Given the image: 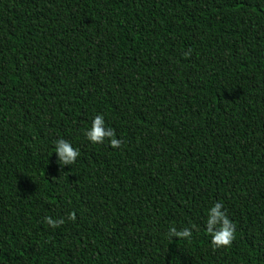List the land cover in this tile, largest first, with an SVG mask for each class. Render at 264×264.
Returning <instances> with one entry per match:
<instances>
[{
	"label": "trees",
	"instance_id": "1",
	"mask_svg": "<svg viewBox=\"0 0 264 264\" xmlns=\"http://www.w3.org/2000/svg\"><path fill=\"white\" fill-rule=\"evenodd\" d=\"M0 264H264V0H0Z\"/></svg>",
	"mask_w": 264,
	"mask_h": 264
},
{
	"label": "clouds",
	"instance_id": "2",
	"mask_svg": "<svg viewBox=\"0 0 264 264\" xmlns=\"http://www.w3.org/2000/svg\"><path fill=\"white\" fill-rule=\"evenodd\" d=\"M86 136L92 144H103L105 140L108 139L112 148L121 147V141L115 137L114 131L111 128L105 129L103 115L95 117L91 129L86 132ZM56 152L61 172L64 166L74 164L80 155L78 150L74 149L68 141L63 139L56 142ZM68 219L75 221L76 214L74 212L70 213ZM45 223L52 228H58L60 225L64 224V220L46 217ZM207 231L212 236L211 244L214 249L230 247L235 239L234 226L227 218L225 212L222 211V205L219 203L210 210L209 219L207 221ZM191 235L192 233L189 229L177 231L176 228H172L169 232L170 238L189 239Z\"/></svg>",
	"mask_w": 264,
	"mask_h": 264
}]
</instances>
